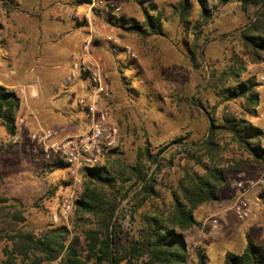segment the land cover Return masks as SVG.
Returning a JSON list of instances; mask_svg holds the SVG:
<instances>
[{"label": "rangeland", "instance_id": "1", "mask_svg": "<svg viewBox=\"0 0 264 264\" xmlns=\"http://www.w3.org/2000/svg\"><path fill=\"white\" fill-rule=\"evenodd\" d=\"M180 2L104 0L96 6L89 21L75 16L80 9V0H0V76L9 74V67L16 60L19 63L18 74L9 78L10 82L16 80L22 85L35 82L41 87L45 100L40 102V107L46 104L49 110L56 108L65 112L64 116L57 117L59 124L54 126L65 127L72 134L81 133L76 131L80 124L77 123L78 119L85 120L90 126L89 113L78 105L88 79L77 72L72 75V67L82 59V47L93 28L95 34L90 53L104 71L105 82L111 91L110 123L118 130L117 145L113 148L118 150L115 157L135 165L140 149L149 146L154 157L163 151L161 156L164 155L166 162H163L160 171L156 164L143 163L150 173L156 174L161 200L166 206L171 203L170 189L183 175L184 168L192 164L188 159L191 145L201 143L207 136L209 118L206 111L212 113L211 107L221 102L217 91L206 86L210 74L230 64L234 56L243 57L237 32L256 13L254 8L245 13L238 2L219 6L215 0H190L193 10L188 25L183 22ZM203 5L212 11V22L204 27V35L198 42L201 49L198 48L199 56L194 63L189 52L195 41L192 27ZM145 12L161 17V35L144 38L122 28L134 21L143 25ZM26 15L37 18L42 27L47 21L49 29H54L56 19H60L57 25L61 24L62 30L65 28L63 34L78 28L86 33L54 35L51 37L54 42H48L49 50L46 46L47 51L40 46L41 51L39 47H34L26 53L19 52L15 48L22 47V44L15 43L13 31L17 25L22 26L27 21ZM71 39H78V43L71 45ZM55 43L58 45L55 46ZM61 54L63 62L56 69L53 64L59 62L57 57ZM39 55L44 61L46 58H56L48 68L61 72L63 83L48 84L46 75L40 71L31 73L30 79H26V69L32 66L34 58H39ZM251 75L262 83L258 89L261 97L259 116L251 121L264 129V62L254 65L247 61V72L243 78ZM65 84L71 87L70 97L55 98V91L63 93ZM200 101L207 110L201 108ZM223 108L224 104L219 106V114ZM24 121L25 125L21 124L15 137H10L4 128L0 129V196L16 198L26 206L27 220L16 227L24 226L36 232H45L65 226L74 231L78 237L76 244L81 248L84 244L82 232L90 227L88 224L77 228L75 224L78 219L75 201L83 191V172L79 176L81 183L76 184L67 168L52 166L30 141L33 131L53 125L35 124L34 127H28L27 121ZM168 161L171 163L167 164ZM226 174L231 183L219 190L220 201L214 206L220 212L217 218L221 231L218 236H208L199 229L186 233L191 264L197 259L198 246L206 250L207 264H222L226 252L240 254L247 238L264 246V205L260 199L264 184L248 193L254 204L256 218L240 220L233 210L237 196L241 193L236 184L248 180L264 181V164L248 167L246 171L228 170ZM69 202L73 205L67 218L55 222L54 216L60 215ZM202 207L194 214L197 221H204L207 216L202 212ZM112 209L122 224L123 241L134 242L143 224L140 213L147 210L148 206L140 212H133L131 200L126 199L115 202ZM87 219L91 220L89 223L94 221L89 216ZM205 229L210 231L211 224L206 223ZM2 259L4 256L0 248V261Z\"/></svg>", "mask_w": 264, "mask_h": 264}, {"label": "trees", "instance_id": "2", "mask_svg": "<svg viewBox=\"0 0 264 264\" xmlns=\"http://www.w3.org/2000/svg\"><path fill=\"white\" fill-rule=\"evenodd\" d=\"M180 1L183 22L189 25L193 4L190 0ZM215 1L219 6L238 2L245 13L256 9L249 23L237 33L243 57L251 64H262L264 0ZM144 16L143 25L134 21L122 28L144 38L161 35V17L149 12ZM211 22L212 11L203 5L192 27L195 41L189 52L194 63L199 56L198 48L201 49L198 42L204 35V27ZM200 56L203 58V52ZM243 57L234 56L230 64L210 74L206 86L217 91L221 102L211 107L212 113L206 111L207 136L201 143L191 145L188 159L192 164L184 168L183 175L170 189V205L161 200L156 174L150 173L143 163L156 164L160 171L166 162L161 156L163 151L154 157L149 146L144 147L137 153L136 164L131 165L115 157L118 150L112 149L105 152L100 165L83 171V191L75 201L78 218L75 224L77 228L88 224L90 227L82 232L81 248L76 244L78 237L74 231L65 226L45 232L16 227L27 220L26 206L16 198L0 196V248L4 256L0 264H191L186 233L203 227V222L195 219V212L220 201L219 190L231 183L228 170L240 172L264 164V129L251 121L259 116L258 89L262 83L254 75L243 78L247 72ZM199 104L207 110L201 101ZM223 104L219 114V106ZM20 109V97L0 85V129L4 128L10 137L18 133L16 121ZM51 165L67 168L58 161ZM126 199L131 200L133 212L148 206L140 213L143 224L132 243L123 241L122 224L112 209L115 202ZM260 199L264 205V191ZM88 216L94 221L89 223ZM196 253L197 259L192 264H207L206 250L198 247ZM222 264H264V246L247 238L242 253L226 252Z\"/></svg>", "mask_w": 264, "mask_h": 264}, {"label": "built area", "instance_id": "3", "mask_svg": "<svg viewBox=\"0 0 264 264\" xmlns=\"http://www.w3.org/2000/svg\"><path fill=\"white\" fill-rule=\"evenodd\" d=\"M104 0H90L88 7L91 16L86 17L90 21L96 6ZM95 31H90L89 38L82 47V53L86 59L74 63L73 74L77 72L88 79L84 87L83 95L79 99V107L85 109L90 115V126L83 133L72 134L64 128L39 127L30 134V141L36 145L49 163L62 162L67 166L71 178L76 184L81 183L79 176L86 168H93L103 162L105 152L117 145L118 130L110 123V100L111 91L105 82L102 67L95 60L87 58L91 55L90 47ZM21 124L25 125L22 117H18L16 125L18 129ZM264 181H240L236 184L240 190L237 200L233 206L235 215L240 220L256 218L253 201L248 193L257 186H263ZM72 202L66 203L60 215L54 216L58 222L67 218L72 210ZM206 223H210L214 232H219L220 222L217 215L209 217Z\"/></svg>", "mask_w": 264, "mask_h": 264}, {"label": "crops", "instance_id": "4", "mask_svg": "<svg viewBox=\"0 0 264 264\" xmlns=\"http://www.w3.org/2000/svg\"><path fill=\"white\" fill-rule=\"evenodd\" d=\"M88 1L84 2L83 0H80L81 4L78 5V7H80V9L78 10V13L75 14V16H80L79 18H83L84 20H86V17H89V15L91 16V13L89 12V7H88V4H89ZM26 19H27V21L22 26L17 25L13 31V35H14V37H16L15 43L22 44V47L19 46L18 48L17 47L15 48L16 51H19V52L22 51V52L26 53V51H30L34 47H37V48L39 47V50H40L41 49L40 46H43L44 51H47V50H49L48 42L49 43L54 42L51 38L54 35L55 36H63V35L67 36L68 33L73 34V32H76V34L78 32L79 33L80 32L86 33V31H81L80 28H78V29H70L69 32L63 34L62 32L65 29L64 26H63L64 29L62 30L61 24L57 25V23L60 21V19H56L57 23L54 25V27H55L54 29H49V27L47 26L48 25L47 21L44 23V26L42 27L40 25V23L37 22L38 19L32 17L31 15H26ZM62 23H63V21H62ZM63 24H66V22ZM85 24H86V22L83 21V25H85ZM75 42L78 43V39L77 40L71 39V41H69V43H71V45H74ZM56 44L58 45V43H55V46H56ZM46 46H47V50H46ZM68 50L71 51L72 48H68ZM75 52H77V51H75ZM81 56L83 59H86L82 53V50H81ZM38 57L39 58H36V59L34 58L33 61H35V62H33L31 64L32 66H29L26 69V72H27L26 79H30L29 76L31 73L36 72V71H40L41 73H44L43 74L44 76L46 75V81L48 82V84L58 83V82L63 83V81H64L63 74L61 72L50 71L48 68V66H50L53 63L52 62L53 60L56 61V58L53 60L52 59L47 60V58H46V60L44 61L40 55ZM17 58H18V55H17ZM87 58H90V60H91L92 56L90 55ZM57 59L59 62L53 64V67L56 69H59L61 67L60 63L63 62L62 54L60 55V57H57ZM92 60H94V59H92ZM13 61H14V59H13ZM21 62H20V64H21ZM18 65H19V63H17V61L15 60L12 63V65H10L11 67H9V74L7 73L6 75H4V77L2 74L0 76V85L14 91L21 99V109L18 113L17 118L23 116L22 118L27 121L28 127L29 126L34 127L35 124L36 125L44 124V125H50V126H52V125L54 126L55 124H59L58 123L59 119L57 117L58 116H64L65 112H63L61 109H56V108L49 110L47 108L46 104H44L42 107H40V102L45 100V97L43 96L44 93H43L41 87L37 86V84L35 82H33V84L29 83L27 85L19 84V82H17L16 80H14L13 82H10L11 80H9V78L18 74V69H17ZM40 75H42V74H40ZM65 85H66V88L64 89L63 93H61L59 90L55 91V93H54L55 98H61V97L68 98V97H70L71 87L69 86V84H65ZM78 120L79 121L77 123H80V124H79V126H77L78 127L77 130L76 129L75 130L81 131V133H83L85 130H87L89 128V126L87 125V122L85 120H82V119H78ZM54 127H56V126H54ZM58 127L65 128V127H61L60 125ZM71 133H73V132H71ZM215 204H217V203H215ZM215 204L205 205L202 207L203 208L202 212L207 214V216H206L204 221H200V222H203V227L199 230L203 231L208 236H218L219 232L221 231V228L219 229V232H214L212 229L210 231L208 229H205L206 222L208 221L209 217L212 215L218 216V214L220 213V212H218L216 207H214ZM195 229H198V228H195ZM205 230L207 232H205ZM213 238H215V237H213ZM198 247H201V246H198Z\"/></svg>", "mask_w": 264, "mask_h": 264}]
</instances>
